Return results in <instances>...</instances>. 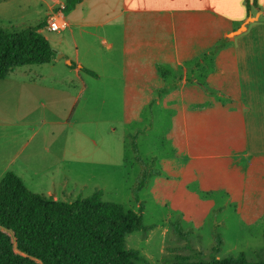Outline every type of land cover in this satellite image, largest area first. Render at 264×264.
I'll list each match as a JSON object with an SVG mask.
<instances>
[{
    "label": "rangeland",
    "instance_id": "1",
    "mask_svg": "<svg viewBox=\"0 0 264 264\" xmlns=\"http://www.w3.org/2000/svg\"><path fill=\"white\" fill-rule=\"evenodd\" d=\"M0 8L4 15L0 27L7 33L24 31L28 26L23 23L35 25L45 19L34 8L28 15ZM43 34L57 52L56 59L47 65L18 67L0 81V181L13 172L31 192L60 201L85 199L101 191L104 202L137 213L143 205L144 225L149 230L129 235L127 247L139 251L148 264L173 263L176 256L198 261L241 253L254 262L264 259V162L246 173L240 165L238 172L243 176H237L236 169L229 170L230 146L218 138V119L212 124L199 121L195 127L215 132V143L207 141L221 152L218 161H211L207 169L201 159L190 165L184 161L189 155L203 158L211 148L187 144L186 99L176 89L186 68L180 60L187 56L185 52L192 53L193 59H213L225 42L213 46L216 34L211 32L206 48L182 49L173 42L139 53L129 51L125 58L121 50L112 52L98 41L97 49L116 63L85 64L98 75L94 78L84 72L77 77L67 65L72 56L65 53L76 50L70 38L67 46L59 44L67 32L45 28ZM143 35L169 40L176 36L166 24ZM134 56L137 64H158L152 83L162 90L151 91L140 87L139 79L136 84L129 80L137 70ZM125 59L127 85L132 86L127 94L119 81ZM51 97L61 103L54 105ZM43 112L58 124H45ZM144 177L147 182L137 202L134 191ZM217 237L222 239L221 247H217Z\"/></svg>",
    "mask_w": 264,
    "mask_h": 264
},
{
    "label": "crops",
    "instance_id": "2",
    "mask_svg": "<svg viewBox=\"0 0 264 264\" xmlns=\"http://www.w3.org/2000/svg\"><path fill=\"white\" fill-rule=\"evenodd\" d=\"M248 3L251 8L250 13H248ZM1 5L4 9L15 8V11L19 10V13H24L23 15L30 14L33 8L36 9L40 16H45V19L38 20L35 25H29L30 21L22 25L29 28L44 24L40 30L43 36L44 29L49 30L48 25L52 17L63 22L66 26L61 31L67 34L59 44L66 45L69 38L72 40L76 50L74 54L65 53L72 56L66 63L74 70L77 77H80L83 72L81 68L86 66L85 64L99 63L106 66L116 63L97 49L95 44L98 41L105 43L112 52L115 49L121 50L126 58L129 51L139 53L137 50L141 51L149 47L156 49L157 44L167 45L174 42L182 49L206 48L204 44H207V35L213 32L216 34L212 38L213 46L225 42L213 59L206 57L193 59L192 53L185 52L187 56L180 60L186 68L182 69L176 89L182 91L186 99L184 119L187 121V144L193 147L211 148L212 143L207 139L213 140L214 144L215 132L210 130L204 133L195 127L199 121L212 124L218 119L220 128L218 138L225 139L230 146L233 165H229V170L236 169L237 176H243L241 171L238 172L240 165L245 173L251 167H255V164L262 166L261 162H264V0H257V6L254 0H83L69 13L62 11L66 0H0ZM258 13L260 16L257 21L247 25L244 31L235 33L250 16ZM3 16L0 11V18ZM165 24L170 25V30L176 34L173 39L156 36L146 38L143 35L154 33ZM134 58L136 66L133 67L137 70H134V76L130 75L129 80L136 84L139 79V86L146 89L150 87L151 91L162 90L152 83V78L159 72L156 68L158 64L149 61L144 65L137 64L138 59L136 56ZM171 61L175 63L174 60ZM73 63L76 67L72 66ZM122 67L123 77L119 81L123 82V90L127 94L128 90H132V86L127 85L126 59ZM86 69L90 70L89 67ZM130 71L132 74L133 70ZM142 79L145 86L142 84ZM52 85L58 87V83ZM48 89L58 92L52 88ZM51 98L54 99L52 100L54 105L61 103L60 99L55 102L58 97ZM76 100L70 102V111L73 110L71 116L76 107ZM197 105L200 108H197ZM51 119L53 118L43 112L41 120L45 124H58V121H50ZM224 128H227V131ZM220 156L221 152L211 148L203 158L200 155H189L187 158L184 157V161L190 165L192 160L201 159V165L207 169L211 161H218ZM235 160L241 161V164L237 165ZM54 198L57 200L56 197Z\"/></svg>",
    "mask_w": 264,
    "mask_h": 264
},
{
    "label": "trees",
    "instance_id": "3",
    "mask_svg": "<svg viewBox=\"0 0 264 264\" xmlns=\"http://www.w3.org/2000/svg\"><path fill=\"white\" fill-rule=\"evenodd\" d=\"M82 1L66 0L62 11L69 13ZM247 8L250 13L249 3ZM43 26L18 33L0 27V81L18 67L47 65L56 59L57 52L40 33ZM81 71L98 77L84 67ZM146 182L144 177L136 186L137 202ZM139 209L137 213L104 202L101 191L85 199L55 200L31 192L18 175L7 172L0 181V264H148L139 251L127 247L129 235L149 230L143 205ZM216 239L221 247L222 239ZM169 264H264V259L254 262L244 253L198 261L176 256Z\"/></svg>",
    "mask_w": 264,
    "mask_h": 264
},
{
    "label": "built area",
    "instance_id": "4",
    "mask_svg": "<svg viewBox=\"0 0 264 264\" xmlns=\"http://www.w3.org/2000/svg\"><path fill=\"white\" fill-rule=\"evenodd\" d=\"M65 24L58 20V18L52 17L49 21L48 29L51 31H61L65 28Z\"/></svg>",
    "mask_w": 264,
    "mask_h": 264
},
{
    "label": "water",
    "instance_id": "5",
    "mask_svg": "<svg viewBox=\"0 0 264 264\" xmlns=\"http://www.w3.org/2000/svg\"><path fill=\"white\" fill-rule=\"evenodd\" d=\"M259 16H260V13H258L255 16H250L248 18V20L245 22V24L241 27V29L239 31H236L235 33L244 31L246 29L247 25H249L250 23H253V22L257 21L258 18H259ZM63 57H64L63 55H60L59 56V58H63Z\"/></svg>",
    "mask_w": 264,
    "mask_h": 264
}]
</instances>
